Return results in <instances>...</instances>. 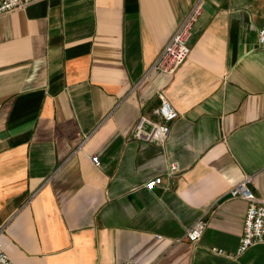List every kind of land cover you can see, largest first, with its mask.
Returning a JSON list of instances; mask_svg holds the SVG:
<instances>
[{
  "label": "crops",
  "instance_id": "crops-1",
  "mask_svg": "<svg viewBox=\"0 0 264 264\" xmlns=\"http://www.w3.org/2000/svg\"><path fill=\"white\" fill-rule=\"evenodd\" d=\"M199 1L186 63L173 75L151 70ZM263 27L264 0H40L0 16L8 257L264 264V244L238 254L247 203L228 194L251 176L264 200ZM160 93L178 112L168 139H134L141 117L160 122ZM199 219L206 231L189 243Z\"/></svg>",
  "mask_w": 264,
  "mask_h": 264
},
{
  "label": "built area",
  "instance_id": "built-area-1",
  "mask_svg": "<svg viewBox=\"0 0 264 264\" xmlns=\"http://www.w3.org/2000/svg\"><path fill=\"white\" fill-rule=\"evenodd\" d=\"M40 0H0V16L11 13L18 9L25 8L32 3ZM203 4L199 1L190 10L183 21L178 25L176 31L157 57L151 70L158 71L166 75L175 74L188 60L191 53L190 40L193 35L195 25L202 15ZM258 43L260 48L264 49V27L259 31ZM161 105L156 111L160 122H153L150 119L141 117L136 123L132 137L139 141L147 143L163 144L171 133V124L177 120L178 112L172 103L165 97L159 95ZM151 126L150 131L145 130V125ZM92 162L100 165V159L94 155L91 157ZM176 167L172 166L171 171H175ZM163 183V177H157L148 181L145 185L147 189H153ZM252 177L247 176L230 191L231 199H241L247 203V212L244 224L243 235L240 240L238 254H242L250 247L256 244H264V200L257 198L251 189ZM207 222L199 219L186 233L185 240L189 243H198L207 228ZM2 231H0L1 236ZM222 253L221 250L217 251ZM0 264H16L6 254L2 242L0 240ZM114 264H135L132 262L114 263Z\"/></svg>",
  "mask_w": 264,
  "mask_h": 264
}]
</instances>
